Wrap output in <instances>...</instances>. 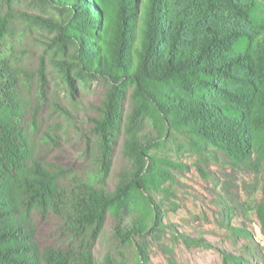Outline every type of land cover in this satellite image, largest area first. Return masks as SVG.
I'll use <instances>...</instances> for the list:
<instances>
[{
  "label": "trees",
  "instance_id": "trees-1",
  "mask_svg": "<svg viewBox=\"0 0 264 264\" xmlns=\"http://www.w3.org/2000/svg\"><path fill=\"white\" fill-rule=\"evenodd\" d=\"M29 2L53 12H27ZM31 24L54 36L28 68L18 45ZM81 80L101 82L100 99L81 104ZM171 130L236 166L264 159V0H0V264H124L93 245L108 218L122 245L162 226L152 195H168L166 167L183 164L152 149ZM72 131L79 167L49 161ZM119 140L134 168L111 189Z\"/></svg>",
  "mask_w": 264,
  "mask_h": 264
},
{
  "label": "rangeland",
  "instance_id": "rangeland-1",
  "mask_svg": "<svg viewBox=\"0 0 264 264\" xmlns=\"http://www.w3.org/2000/svg\"><path fill=\"white\" fill-rule=\"evenodd\" d=\"M22 6L27 12L42 17L53 12L39 2L23 3ZM30 26L18 45V51L23 53V63L28 68L36 65L40 54L50 50L54 36L53 29ZM50 74H53L52 65ZM51 78L62 89L59 77ZM80 83L81 104L100 99L104 91L101 82L81 80ZM53 84L56 85L52 81ZM128 105L129 94L126 109ZM74 116L80 118L78 124H83L77 128L87 130L88 122L84 119L87 116L83 112L74 113ZM146 129L156 136L155 129ZM158 137L152 153L183 164L166 167L171 179L163 186L168 187L170 193L154 192L152 195L162 226L150 229L143 236H134L132 243L122 245L111 242L112 219L108 218L104 233L93 245L94 255L102 258L109 250L124 264H225L224 256L229 254L241 257V264H264V225L258 215L260 208L264 210V159L249 167L236 166L220 153H198L181 133L171 130ZM62 138L60 147L46 150L45 157L78 168L83 145L80 137L72 131L68 137L64 135ZM133 163L123 154L119 140L105 179L106 186L112 189L121 174L133 170ZM174 233L201 239L202 245H187L180 237H174ZM140 246H144L145 257L139 259L137 248Z\"/></svg>",
  "mask_w": 264,
  "mask_h": 264
}]
</instances>
